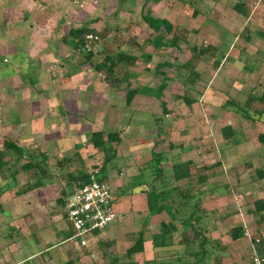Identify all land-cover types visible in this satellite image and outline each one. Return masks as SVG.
<instances>
[{
    "label": "rangeland",
    "instance_id": "obj_1",
    "mask_svg": "<svg viewBox=\"0 0 264 264\" xmlns=\"http://www.w3.org/2000/svg\"><path fill=\"white\" fill-rule=\"evenodd\" d=\"M2 1L0 0V6L7 4ZM19 1L23 0H8V4L14 5L16 2L15 7L24 8L18 6ZM84 2L82 8L76 5V9L72 7L74 10L72 13L71 0H24L23 5L28 9L31 6L46 9L58 16L63 14L65 17L61 20L63 23L59 21L60 24H64L70 14L71 17L67 18L62 34L66 35L70 26L82 28L87 25L97 30L101 36L93 35L95 39L88 51L93 56L92 65L102 62L106 52L112 54L122 50L136 57L132 67L124 68L121 65L106 79L104 72L102 75L108 87L118 89L117 94L124 108L119 112L120 114L126 113L125 108L129 105L125 102L126 91L142 84L153 87L158 85L161 77L166 79L164 82L166 87L161 90L158 97L156 95L152 98L151 107L137 111L138 113L147 111V114L132 116L131 122L136 123L137 129L140 128L144 132L135 136L143 137V144H141L143 140L139 141L140 145L130 149L132 154L128 157H115L104 166V175L108 178L110 192L115 199L114 210L117 217L108 226L106 232L104 230L99 234L100 238L104 232L105 236L106 234L112 236L120 230L121 223L122 233L116 238L120 244L114 249L118 257L124 254V251L137 239L138 233L142 232L143 252L133 256L135 264L174 262L183 247L176 246L172 249L169 247L165 250L150 247V235L156 230L159 220H166L167 214L161 212L149 216L143 204L136 208L134 202L130 200L135 194L140 195L138 193L141 189L148 191L156 188L157 192L161 189L169 191L173 186L177 191L188 190L193 196L196 193L201 194L198 207L205 212V219L207 218L209 222L216 218V222L221 223L224 218L231 217L228 223L218 224L219 228L216 232L211 230V226L206 225L209 229L206 235L211 240H218L217 242L224 248L220 264H252L253 256L259 257L254 244L258 242L259 236H264V210L251 212L254 210L253 202L261 200L264 203V144L257 139L259 134H264V122L263 117L257 118L251 113L253 109L259 108L257 104L246 103L248 114L251 116L250 119H246L233 108L225 106V103L229 101L242 104L247 102L249 94L260 96L264 92V0H158L157 2L84 0ZM237 3H243L247 12L246 17H242L234 10V5ZM27 8L24 10L26 16L29 15L26 12ZM192 9L197 11L195 16H191ZM144 15L168 21L172 28L176 29L175 34L180 39L185 38V41L178 43L180 50L157 49L150 44L154 34L144 21ZM245 35L249 36L247 42L243 39ZM166 37L169 38L171 35ZM192 46L198 49L207 47L208 50L194 60L190 53ZM82 53L87 54V51ZM146 56H150V59ZM216 61L217 65L214 63ZM185 62H189L187 69L181 67ZM162 63L169 65H160ZM244 66L251 68L252 71L244 70ZM189 71L196 72L199 79H195L192 87H185L182 82L189 75ZM127 72H133L135 76L129 78L130 74ZM158 73H162V76ZM26 74L29 77L31 71L23 73ZM126 74L129 78L127 84L124 83V79L121 81L122 76ZM181 96H193L196 101L186 106L180 99ZM116 109L118 111V105ZM117 111L112 110L111 116L116 115ZM120 118L126 119L121 115ZM114 119L108 120L107 126L103 129L116 128V125L110 123ZM116 120L117 122H114L119 123L118 116ZM123 122L120 121L122 126H125ZM226 125H229L234 133L232 141L224 140L221 136V128ZM127 144L126 142L120 144L119 150H127ZM112 145L116 146L115 143L110 144L111 147ZM29 150L32 153L25 155L39 160L38 150L33 147H29ZM88 152L92 154L91 151ZM135 154L138 158L134 161L132 156L134 157ZM153 154H159V156L155 155L158 162L153 159ZM174 154H178L179 157ZM95 155L96 157L90 155V165L85 167L87 170L89 168V171L94 168L99 170L102 165L103 154ZM174 156L175 160L181 162L190 161L188 167L190 177L171 183L168 167L169 161ZM7 159V164L13 160L10 157ZM25 161L24 159L23 162L18 161L17 166ZM74 162L78 164L76 159ZM54 164L55 160L47 161L48 168L51 167L55 172L57 167ZM67 165V162H63V165L59 166L61 173L70 171L73 174L74 171L84 168H79L77 165L73 167L76 169L72 172ZM258 170L262 172L261 178L258 177ZM15 177L19 184L27 180L25 175L20 173ZM98 177L105 179L100 175ZM200 177H206L204 182L198 181ZM61 181L62 184L67 181L66 177L63 176ZM136 181L140 182L139 187L136 186ZM163 181L166 182L162 183ZM118 182L123 185L117 187L115 183ZM159 186L162 188L158 189ZM58 188V194L68 190L62 185H58ZM172 192L175 194L174 191ZM141 194L145 197L146 205V194L142 192ZM123 196L127 200L126 211L120 210L122 205L119 203H122ZM194 201L195 198H191L190 202ZM26 208L28 210V207ZM55 210L57 213L61 212V208L56 206ZM117 221L120 223H116ZM239 224L244 226L243 238L240 241H231L227 235L228 231ZM175 227L178 229L176 233L179 234L180 226L177 224ZM18 237L17 231L12 233L13 239L17 240ZM88 248L95 253L91 259L83 261L84 264H103L95 251L96 244H90ZM34 250L29 244L27 251L33 253ZM55 251L51 250L47 255ZM102 252L104 250L100 253ZM120 259L125 262L122 257ZM213 260L211 255L208 264H214ZM4 263L6 264V261L0 264ZM14 264H22V261Z\"/></svg>",
    "mask_w": 264,
    "mask_h": 264
},
{
    "label": "crops",
    "instance_id": "obj_2",
    "mask_svg": "<svg viewBox=\"0 0 264 264\" xmlns=\"http://www.w3.org/2000/svg\"><path fill=\"white\" fill-rule=\"evenodd\" d=\"M23 1L18 2V6L24 7L21 9L15 7L16 2L14 5H9L8 0H3L2 2L7 4L0 6V105L2 107L0 150L3 141L10 140L19 145L23 154L32 153L29 147H33L47 160H55V163L60 162L62 165L63 162H67L72 172L76 169L73 167L78 165L79 168H84H77V171L83 170L88 173L90 169L87 170L85 167H89L91 156L103 154L101 150L92 147L91 134L101 132L103 140L108 133L117 134L118 138L114 142L116 146L112 145L115 151L114 158L128 157L132 154L130 149L140 145L139 141L143 140L141 144L144 142L143 137H135L144 132L140 128L137 129L136 123L131 122L132 116L146 115L147 111L143 112L144 114L137 111L139 109L144 111L151 107L154 96L148 92H137L125 108L127 112L120 114L119 112H122L124 108L117 94V87L107 86L103 73L96 71L94 64L91 63L93 56L87 57L82 48L76 51L67 43L68 39L64 41L68 30L75 28L70 26L66 35L62 34L67 18L71 17L70 14L66 17L64 24H60L65 17L63 14L58 16L49 10L33 6L28 9L23 5ZM70 7L72 13L74 11L72 7L76 9V6L71 4ZM26 8L28 16L24 14ZM25 71H31V75L29 77L27 74L23 75ZM129 74V78L135 76L133 72ZM129 78L127 77L125 81L122 78L120 80L127 84ZM144 86L150 87L142 84L130 89L141 90ZM107 109L108 112H106ZM112 110L117 111V114L111 116ZM120 115L126 119L121 120ZM117 116L119 123L116 124ZM110 119H114L115 122L111 120L110 123L117 127L103 129ZM120 121H124L125 126H122ZM156 127L159 130L157 124ZM125 142L128 143L127 150L120 151V144L123 145ZM86 151H91L92 154ZM164 156L163 154V158ZM136 158H138L137 154L132 156V160L135 161ZM75 159L78 164L74 162ZM7 160L4 158L3 162ZM20 160L23 162V159ZM172 162L181 161L175 160L174 156L169 161V163ZM7 168L0 170V187L5 184ZM47 169L49 172L53 171L51 167ZM19 173L25 175L21 171L16 175ZM99 175L105 178L106 182L108 181L104 170L103 173L99 171ZM14 180L15 184L0 195V219H2L0 228H3L0 230V263L6 261V264H14L22 261V264H29L28 262L63 264L74 263L77 260L78 264H84L83 261L91 259L95 252L92 253L89 248L83 252L70 242L73 233L70 225L65 221L64 210L58 213L55 210V199L59 197L58 185H62L65 189H73V182L67 179L62 184L61 178L57 175L56 179H52L53 182H46L45 185L35 188L32 187L35 179L25 180L22 184L17 182L16 177ZM139 183L136 181L137 187ZM115 184L117 187L123 185L119 182ZM142 184L145 183L142 182ZM29 187L31 188L28 189ZM20 190L26 192L16 196L15 192ZM141 191L142 189L138 193L140 195L135 194L130 200L134 202L136 208L143 204L146 209L145 197H142ZM192 197L195 198V202H199L201 194L196 193ZM126 201V197L123 196L122 203H119L122 205L120 210L126 211ZM230 219L231 217H226L221 223L215 222L213 231H218V224L228 223ZM160 221L168 222L169 218ZM119 226L120 230L110 237L107 234L105 236L107 228L101 238L99 235L94 238L92 244L113 241L112 247L108 246L107 250L114 252L115 247L117 248L120 244L116 238L122 233L123 227L121 223ZM15 231L19 235L17 240L12 238V233ZM157 232L158 225L152 234ZM29 244L35 249L33 253L27 251ZM174 247L176 246L170 248ZM165 249L169 247L163 248ZM51 250L56 251L47 255Z\"/></svg>",
    "mask_w": 264,
    "mask_h": 264
},
{
    "label": "trees",
    "instance_id": "obj_3",
    "mask_svg": "<svg viewBox=\"0 0 264 264\" xmlns=\"http://www.w3.org/2000/svg\"><path fill=\"white\" fill-rule=\"evenodd\" d=\"M157 2L158 0H153ZM234 10L240 14L242 17L247 16V12L244 8L243 3H237L234 5ZM197 11L192 9L191 16H195ZM144 21L147 23L148 27L151 29L154 34L151 44L157 49H177L178 43L181 41H185L183 37L180 39L178 35H176V29L172 28L171 24L163 19H154L149 16H143ZM100 35L97 30H94L92 27H88L87 25L82 28H70L68 30L67 36L65 39H68L67 43L71 46L72 49L79 51L80 48L83 47L84 38L86 35ZM171 35V37H166L167 35ZM101 36V35H100ZM244 41L249 40V36L245 35L243 38ZM207 47L202 49H198L195 46L190 48V53L193 55V59H197L200 55H203L207 51ZM104 53V52H103ZM221 55V54H220ZM86 56L90 57L91 53L87 52ZM147 59H150V56H146ZM264 58V55H263ZM192 59V56L190 57ZM136 57L127 54L122 50H118L112 54L104 53L103 61L95 64L93 67L96 71L104 72L105 78H108L109 75H113L115 69L123 65L124 68L132 67ZM217 65V61L214 62ZM160 65H169L168 63H162ZM189 66V62H185L183 69H187ZM180 67V68H181ZM244 70L252 71L251 68L244 66ZM130 72H127L129 74ZM127 74L122 76V79H127ZM158 75L162 76V73H158ZM195 79H199V75L194 71H189V75L182 82V85L185 87H192L191 85L194 83ZM169 80V79H168ZM166 79L161 77L158 85L153 87L144 86L141 90H128L125 93V102L130 103L132 97L137 94V92H148L151 93L152 96L158 97L159 93L163 88H165ZM156 91V92H155ZM157 93V94H156ZM180 99L186 106H190L193 104L196 99L191 96H181ZM247 102L240 103H231L226 102L225 106L233 108L237 113L241 114L244 118L250 119L251 116L248 114V109L246 108V103L249 105L257 104L259 108L253 109L252 114L257 118L263 117L264 122V92L260 96H256L253 94H249L247 96ZM221 136L224 140L233 139L234 133L229 125L221 128ZM116 133H108L106 134L105 140L102 138L101 132H94L91 134V145L94 149H99L103 153V162L99 169L100 172H103L104 166L114 159L115 151L110 146L111 143L116 142L117 140ZM258 141L261 144H264V134H259L257 136ZM2 148L0 150V170L2 168H7V174L4 178L5 184L0 187V195L5 191L12 187V184H15L14 177L15 175L21 171L25 174L26 179L29 181L30 179H35L32 187H40L46 184V182H53L52 179H56L57 175L62 178L63 176L66 179L73 182V188L80 187L88 182V175L85 171L81 170L72 174L70 171H64L61 173L60 165L62 164L55 163L57 171H48L47 159L43 154H39V160H36V157H31L30 155L23 154V150L19 147V145L11 142L10 140H4L2 143ZM153 152V151H152ZM152 154V153H151ZM153 159L155 162H158L155 158L156 154H153ZM156 156H159L157 154ZM12 158V162L7 164L3 162L4 158ZM162 158V157H161ZM20 159H24V163L22 165L17 166V162ZM66 161V160H63ZM190 165V161L183 162H172L169 164V179H171V183H175L190 177V172L188 167ZM65 170V169H64ZM258 177H262V172L260 170L257 171ZM206 177H200L199 182H204ZM166 181H163L164 183ZM161 184V182H160ZM137 185V184H136ZM151 186V185H150ZM164 187H166L163 184ZM171 186V185H170ZM29 187L28 189H30ZM72 188V187H71ZM162 188V186L158 187ZM65 189V188H64ZM68 189V188H67ZM73 189H68L65 191H61L59 197L55 199V206L64 210L66 198L69 196ZM170 191V192H169ZM167 190L161 189L158 192L156 188H151L150 190L141 191L146 194V210L149 216L154 214H159L164 212L167 214L169 218L168 222L160 221L158 224V232L156 234H152L150 237V245L153 248H168L172 246H181L182 251L175 259L174 262L170 264H208L210 261V256L214 258V264H220L221 256L223 254L224 248L221 243L216 240H211L209 236L206 234L209 232V229L206 225L211 226V230L215 227L214 223L216 222V218H214L211 222L206 218L205 212L199 210L198 204L199 202L191 203L190 200L192 195L188 192V190H178L171 186ZM175 194H173V192ZM26 191H16V196L20 195V193H24ZM62 194V195H61ZM254 212H260L264 210V203L261 200L253 202ZM1 209V207H0ZM199 212V213H198ZM199 214V215H198ZM212 215V214H210ZM264 218V217H263ZM178 224L181 228L179 234L176 233L177 228L175 224ZM208 223V224H205ZM212 223V225H210ZM69 224V223H68ZM210 230V231H211ZM244 226L239 224L234 226L228 231V236L231 241H239L243 238ZM94 235L98 233L94 232ZM142 232L138 233L137 239L134 243L128 247L124 254L118 257L113 251L108 252V246H112L113 241L109 242H96L95 251L99 254V258L103 260V264H135L133 262V256L136 254H140L143 252V242L144 239L141 236ZM175 235V236H174ZM176 236L178 238L176 239ZM255 246V251L259 255L260 258L264 260V236H259V240ZM102 250L104 252L100 253ZM125 259V262L120 261V258ZM63 264H78L77 260L74 263H63Z\"/></svg>",
    "mask_w": 264,
    "mask_h": 264
},
{
    "label": "built area",
    "instance_id": "obj_4",
    "mask_svg": "<svg viewBox=\"0 0 264 264\" xmlns=\"http://www.w3.org/2000/svg\"><path fill=\"white\" fill-rule=\"evenodd\" d=\"M71 2L78 8H82L85 3L84 0H71ZM94 39L95 36L90 34L85 36L82 47L84 52L90 51L89 48ZM1 121L2 107L0 105V125ZM87 175L88 182L73 188L64 206L65 221L69 223L73 233L70 242L80 250L86 251L94 242V238L106 230L117 217L110 187L106 181L98 177L99 170H91ZM94 232L98 234L94 235ZM252 264H264V260L253 256Z\"/></svg>",
    "mask_w": 264,
    "mask_h": 264
}]
</instances>
